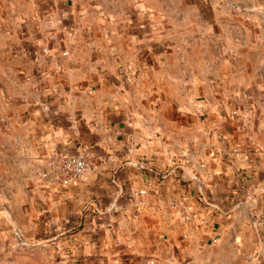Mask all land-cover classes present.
<instances>
[{
  "label": "crops",
  "instance_id": "1",
  "mask_svg": "<svg viewBox=\"0 0 264 264\" xmlns=\"http://www.w3.org/2000/svg\"><path fill=\"white\" fill-rule=\"evenodd\" d=\"M184 3L148 31L76 2L0 18V196L26 215L0 264H264V0ZM56 150L87 175L40 185Z\"/></svg>",
  "mask_w": 264,
  "mask_h": 264
},
{
  "label": "rangeland",
  "instance_id": "2",
  "mask_svg": "<svg viewBox=\"0 0 264 264\" xmlns=\"http://www.w3.org/2000/svg\"><path fill=\"white\" fill-rule=\"evenodd\" d=\"M56 1L62 2L64 8L68 7L70 2L73 4L74 2L78 3L81 8L83 7V11L88 9L92 15L105 22L104 27H108V23L111 26H113V23L119 26L118 23L123 18H127V22L129 23H133L137 17H142L145 31L151 29L150 22L154 21L153 19H158L159 25L165 29L167 28L166 20L169 15H194V10H190L189 8L187 10L184 9V7H187L184 3L185 0H179L181 1L182 8L175 10L170 7V2L178 0H0V18L8 22L13 17L34 19L36 16L43 15L47 2H52L53 4ZM31 168V174L34 177V166ZM2 179L0 177V190L7 187L2 182ZM9 203L10 200L3 199L0 196V223L10 224L11 227L22 226L26 218L24 210L17 208V205L14 204L15 214H11L7 208V204ZM19 249L22 250L21 248ZM20 250H18L21 252L20 254H23Z\"/></svg>",
  "mask_w": 264,
  "mask_h": 264
},
{
  "label": "built area",
  "instance_id": "3",
  "mask_svg": "<svg viewBox=\"0 0 264 264\" xmlns=\"http://www.w3.org/2000/svg\"><path fill=\"white\" fill-rule=\"evenodd\" d=\"M40 54L45 56L43 62L46 65L52 62L48 47H43ZM68 54V52H63L62 56L65 57ZM44 75L49 77V71L46 70ZM251 146L255 149V154L264 151V148L259 144L251 143ZM233 152L236 154L241 153L239 149H235ZM89 157V151L87 150L74 154L59 150L53 151L34 160L35 177L39 184L46 188H66L78 183L87 175L90 169ZM14 230L18 233L17 228ZM217 242V239L213 240V243Z\"/></svg>",
  "mask_w": 264,
  "mask_h": 264
},
{
  "label": "water",
  "instance_id": "4",
  "mask_svg": "<svg viewBox=\"0 0 264 264\" xmlns=\"http://www.w3.org/2000/svg\"><path fill=\"white\" fill-rule=\"evenodd\" d=\"M13 227V229H15L16 227L15 226H12Z\"/></svg>",
  "mask_w": 264,
  "mask_h": 264
}]
</instances>
